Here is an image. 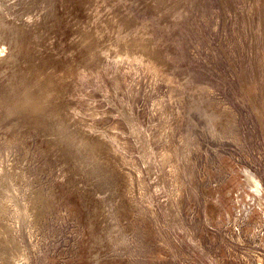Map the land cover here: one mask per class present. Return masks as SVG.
<instances>
[{
	"label": "rangeland",
	"instance_id": "obj_1",
	"mask_svg": "<svg viewBox=\"0 0 264 264\" xmlns=\"http://www.w3.org/2000/svg\"><path fill=\"white\" fill-rule=\"evenodd\" d=\"M0 264H264V0H0Z\"/></svg>",
	"mask_w": 264,
	"mask_h": 264
}]
</instances>
